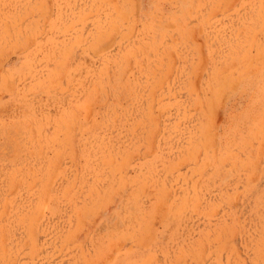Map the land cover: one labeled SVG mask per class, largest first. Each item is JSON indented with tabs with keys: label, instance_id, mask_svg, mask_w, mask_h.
<instances>
[{
	"label": "rangeland",
	"instance_id": "1",
	"mask_svg": "<svg viewBox=\"0 0 264 264\" xmlns=\"http://www.w3.org/2000/svg\"><path fill=\"white\" fill-rule=\"evenodd\" d=\"M0 264H264V0H0Z\"/></svg>",
	"mask_w": 264,
	"mask_h": 264
}]
</instances>
